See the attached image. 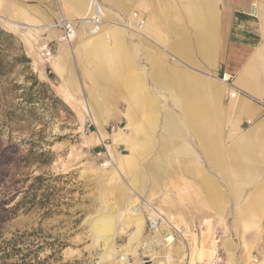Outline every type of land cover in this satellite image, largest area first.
Segmentation results:
<instances>
[{
	"label": "rangeland",
	"instance_id": "1",
	"mask_svg": "<svg viewBox=\"0 0 264 264\" xmlns=\"http://www.w3.org/2000/svg\"><path fill=\"white\" fill-rule=\"evenodd\" d=\"M18 1L0 4L10 13L19 7L30 12L31 4L46 8ZM94 1L103 21L93 37L105 50L88 59L77 35L66 44L72 49L65 56L71 83L58 78L38 52L43 37L55 40L53 55L59 50L60 41L44 29V19L36 15L35 25L41 26L35 30H16L0 19V264H247L249 257L257 258L250 264H264V214L252 218L241 208L246 199L225 198V181L198 148L181 141L185 150H175L162 112L152 120L155 126L141 117L126 118L130 104L117 87L134 73L140 84L145 75L153 98L177 116L167 94L151 86L148 55L144 58L148 50L155 58L166 57L165 63L172 61L167 47L175 38L167 31L171 21L146 32L127 21L133 14L145 15L140 7L127 16L106 5L108 0ZM167 2L177 8L176 0ZM54 17L51 13V21ZM117 28L123 31L127 56L114 45ZM194 58L213 72L196 51ZM229 126L230 120L224 121V146L236 136L225 137ZM132 200L138 207L148 200L168 224L150 231L141 208L143 225L137 228L126 216ZM107 213L115 228L104 242L92 224ZM168 233L171 244L165 241ZM213 249L216 259H210Z\"/></svg>",
	"mask_w": 264,
	"mask_h": 264
},
{
	"label": "crops",
	"instance_id": "2",
	"mask_svg": "<svg viewBox=\"0 0 264 264\" xmlns=\"http://www.w3.org/2000/svg\"><path fill=\"white\" fill-rule=\"evenodd\" d=\"M9 1V5L19 4L18 0H6ZM33 1L45 4L44 7L50 11L41 6L35 8L31 4L30 12L19 7L10 13L5 10V4L4 7L0 4V16L8 15L7 19L12 21L34 24L39 22L37 15L44 19L47 25L50 24V15L55 14V10L52 11L51 8H55V4L51 0ZM61 1L62 11L70 18L90 15L93 7L99 8L94 0ZM108 1L109 4L105 3L106 5L119 8L125 14L135 6L140 7L147 17L144 26L146 32H150L155 23L158 28L161 24L171 21L167 31L175 36L167 45L174 54L171 62L165 63L162 59L166 60V57H161V54L155 58L148 50L144 51V58L148 55L147 76L151 86L157 92L164 91L167 94L169 101L178 109L177 116L171 114L167 108L161 107L153 98L145 84V75L140 84L138 76L134 73L133 77L117 87L130 104L128 112L126 111L128 121L133 122L141 117L147 119L149 126H155L152 120H157L158 114L162 112L160 119L165 120V131L173 148L178 151L185 150L181 141L190 147L198 148L208 166L225 181V198L246 199V206L241 208H247L248 211L244 210L245 214L252 218L256 214H264V107L259 104L264 100V0H176L177 8L171 7L167 0ZM97 13L100 18L101 8ZM141 15L139 19L127 18V21L138 26L145 16ZM185 26L190 29L189 33H185ZM101 27L100 23L94 29L83 28L77 33L78 41L82 44L79 49L88 59L95 52L105 50L99 37H93ZM52 33L56 36V32ZM112 34L114 45L126 55L128 48L124 43L122 29H114ZM140 40L145 42L143 38ZM71 50L70 47L59 44L58 53L51 63L53 73L69 83L73 79L67 77V73L71 75L70 71L63 74L59 67L61 63L68 65L65 56L71 53ZM193 50L213 71L211 74L196 63ZM181 59L196 68L191 69L183 65ZM131 60L132 58L127 57L126 62L132 64ZM222 72L234 76L230 88L216 81L217 73ZM207 74L213 79L209 80ZM237 91L240 95L234 94ZM227 93L230 95L229 99L225 98L224 105L222 97H226ZM94 116L98 120L97 116ZM227 120H230L232 127L229 126L228 130L225 127V137L230 134L236 136L229 138L230 142L224 146L222 127ZM195 174H198V171L192 175Z\"/></svg>",
	"mask_w": 264,
	"mask_h": 264
},
{
	"label": "built area",
	"instance_id": "3",
	"mask_svg": "<svg viewBox=\"0 0 264 264\" xmlns=\"http://www.w3.org/2000/svg\"><path fill=\"white\" fill-rule=\"evenodd\" d=\"M52 2L56 5L55 7V17L52 19L50 24H48V27H46V30L55 29L59 32L60 36L59 38L61 41L65 44H70L74 38L77 35V32L80 29H88V27H91L90 29L96 28L97 25L103 21L99 18V14L97 13L99 8L93 7V12L90 15H83L81 17L77 18H70L68 17L61 8L62 1L61 0H52ZM96 6V5H95ZM137 14H133V18H136ZM142 22H139L138 27L141 28ZM52 38L49 37H43L38 44V52L40 53V56L44 58V60L52 58L53 55V48L51 47V44L54 42ZM234 76L228 72H222L219 75V80L225 84L227 88H230L232 86ZM234 94L240 95V92H234ZM226 99H229V93L226 94ZM260 105L264 107V100L259 102ZM144 210L146 212V218L147 223L150 231L157 232L159 228L163 224H168L167 219L165 216L155 207L154 204L148 201H143L141 204H139L138 209ZM165 241L168 243H172L173 237L168 233L166 235ZM171 241V242H170ZM216 255V252L214 254V257ZM216 259V257H215ZM255 262L257 263V258H254Z\"/></svg>",
	"mask_w": 264,
	"mask_h": 264
},
{
	"label": "bare ground",
	"instance_id": "4",
	"mask_svg": "<svg viewBox=\"0 0 264 264\" xmlns=\"http://www.w3.org/2000/svg\"><path fill=\"white\" fill-rule=\"evenodd\" d=\"M52 1V0H51ZM56 6V5H55ZM191 10V9H190ZM192 14V13H191ZM0 19L1 20H3L8 26H10L11 28H13V29H16V30H19L20 28H29V27H34V30H35V27H37V28H39L41 25H35L36 23H34L33 25H28V24H21V23H19V24H17L16 23V21H12V20H10V19H8V20H5L2 16H0ZM194 21V20H193ZM201 22V21H200ZM195 24V23H194ZM145 26V21H143L142 22V26H141V30L143 29V27ZM195 26V25H194ZM46 27H48V25L46 24L45 26H44V29L46 28ZM208 27V26H207ZM201 28V27H200ZM136 29V28H135ZM125 30V29H124ZM207 31H209V29L207 30ZM33 32V31H32ZM52 32H56V37L55 38H57L59 41H60V44H62V45H64V46H67L66 44H64V43H62L61 42V39L59 38V32L57 31V30H55V29H50L49 30V34H50V36L51 35H53V33ZM209 33V32H208ZM215 34V32L213 33V35ZM203 35V34H202ZM206 36V35H205ZM52 37V36H51ZM209 37V36H208ZM213 37V36H212ZM214 37H215V35H214ZM206 38H207V36H206ZM205 39V38H204ZM211 39V38H210ZM100 41V40H99ZM199 41V40H198ZM214 44V43H213ZM212 44V45H213ZM201 45V44H200ZM199 45V46H200ZM205 45V44H204ZM67 47H70V46H67ZM89 47V46H88ZM95 47V46H94ZM207 48V47H206ZM211 48V47H210ZM206 50V49H205ZM209 50V49H208ZM207 50V51H208ZM213 50V49H212ZM202 51H203V47H202ZM205 52V51H204ZM211 52H209V54H210ZM203 54V53H202ZM205 54V53H204ZM208 54V53H207ZM214 55V54H213ZM205 56H206V54H205ZM54 57H55V55L52 57V58H50V59H47V60H45L47 63H48V65H49V67H50V69L52 70V67H51V63H52V61H53V59H54ZM214 57V56H213ZM42 58V57H41ZM209 58H212V57H209ZM42 60V59H41ZM214 60V59H213ZM212 61V60H211ZM217 62V61H216ZM214 63V62H213ZM66 66V67H65ZM57 68L55 67V70H56ZM61 70V72L64 74V72H69V68H68V65H66V64H64V63H61V65H60V67H59V71ZM52 72H53V70H52ZM135 75V74H134ZM67 77L68 78H71V75H69V73H67ZM219 80V79H218ZM139 81V80H138ZM220 81V80H219ZM140 82V81H139ZM221 82V81H220ZM128 83V82H127ZM136 83V82H135ZM222 83V82H221ZM223 84V83H222ZM137 85V84H136ZM224 86H225V84H223ZM185 86V85H184ZM142 87V86H141ZM215 89H216V87H215ZM121 90V89H120ZM124 90H126V89H124ZM221 91V90H220ZM215 93V92H214ZM141 94V93H140ZM143 94V93H142ZM212 94V93H211ZM218 94V93H217ZM132 95V94H131ZM138 95V94H137ZM129 96V95H128ZM184 96V95H183ZM133 97H135L134 96V93H133ZM143 96H141V98H142ZM136 99V98H135ZM139 99V98H138ZM139 101V100H138ZM141 103V102H140ZM146 103V102H145ZM132 104H135V103H132ZM144 103H142V105H143ZM147 105V104H146ZM138 106V105H137ZM137 109V108H136ZM144 109V108H143ZM214 109V108H213ZM141 110V109H140ZM139 110V111H140ZM138 110H137V112H139ZM128 112V111H127ZM131 113V112H130ZM147 114V113H146ZM132 116H133V114H132ZM188 118V117H187ZM189 120V119H188ZM219 120V119H218ZM192 123V122H191ZM215 123V122H214ZM136 129V128H135ZM194 130V129H193ZM195 132V131H194ZM114 134V133H113ZM112 134V135H113ZM119 135V134H118ZM196 135V134H195ZM198 136H199V131H198V134H197ZM202 136H204L203 134H202ZM219 137V136H218ZM202 139V138H201ZM204 139V138H203ZM208 139V138H207ZM219 139V138H218ZM206 151V150H205ZM207 153V152H206ZM205 155V154H204ZM213 158V157H212ZM211 158V159H212ZM126 159V158H125ZM207 159H208V157H207ZM214 159V158H213ZM210 160V159H209ZM210 161H213V160H210ZM134 176V175H133ZM138 178V177H137ZM148 201V200H147ZM106 212V211H105ZM139 212H141V210H139L138 209V206L136 205V201H130V202H128L127 204H126V216H127V219H129L132 223H134L135 224V226H137V228H139L140 226H142L143 225V220H142V218L140 217V213ZM114 228H115V221H114V219H113V217H111V215L109 214V213H107V214H105V215H103V216H101L96 222H94L93 224H92V229H93V231L95 232V233H97V235L99 234L100 236H102V239H103V241L104 242H108L111 238H112V236H113V234H114ZM156 234V233H155ZM158 238H159V236L158 235H156V236H154V240H158ZM159 241V240H158ZM171 242V241H170ZM215 243V242H214ZM169 244H171V243H169ZM214 254H215V249H213V250H211L210 251V259L211 258H215L214 257ZM192 257V256H191ZM251 260H254V259H252L251 257H249V259H248V263H250V261Z\"/></svg>",
	"mask_w": 264,
	"mask_h": 264
}]
</instances>
